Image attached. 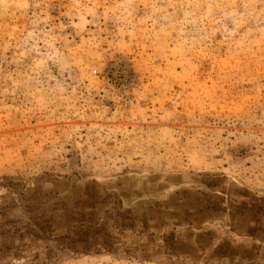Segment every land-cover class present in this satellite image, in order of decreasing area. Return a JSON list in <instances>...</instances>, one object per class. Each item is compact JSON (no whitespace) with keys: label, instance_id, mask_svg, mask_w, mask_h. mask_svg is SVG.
<instances>
[{"label":"rangeland","instance_id":"374dc122","mask_svg":"<svg viewBox=\"0 0 264 264\" xmlns=\"http://www.w3.org/2000/svg\"><path fill=\"white\" fill-rule=\"evenodd\" d=\"M0 264H264V0H0Z\"/></svg>","mask_w":264,"mask_h":264}]
</instances>
